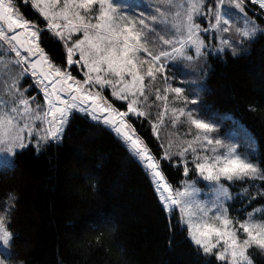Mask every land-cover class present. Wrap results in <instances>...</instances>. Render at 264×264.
<instances>
[{
    "label": "snow or ice",
    "instance_id": "obj_1",
    "mask_svg": "<svg viewBox=\"0 0 264 264\" xmlns=\"http://www.w3.org/2000/svg\"><path fill=\"white\" fill-rule=\"evenodd\" d=\"M24 3L43 27L21 13L17 0H0V155L14 159L30 146L39 153L62 142L80 113L121 139L149 176L170 225L185 232L206 264H254L250 250L264 251V205L252 207L264 200V158L247 133L240 143L223 138L217 123L202 118L198 99L189 98L199 93L181 86L196 82L177 83L168 72L213 53L236 55L264 35V0ZM45 32L62 44L60 62L42 46ZM32 88L42 100L29 95ZM133 119L149 122L159 155ZM168 125L176 131L161 140ZM162 162L182 170V179L170 182ZM238 184L245 187L234 192ZM17 199L9 193L0 203V264H23L12 254Z\"/></svg>",
    "mask_w": 264,
    "mask_h": 264
},
{
    "label": "trees",
    "instance_id": "obj_2",
    "mask_svg": "<svg viewBox=\"0 0 264 264\" xmlns=\"http://www.w3.org/2000/svg\"><path fill=\"white\" fill-rule=\"evenodd\" d=\"M17 6L44 26L30 3L17 0ZM244 45L246 50L236 55L226 50L208 56L199 108L202 115L236 118L264 158V35ZM42 46L60 62L62 44L47 32ZM29 95L41 99L36 88ZM105 95L111 98L109 91ZM132 123L159 155L160 140L149 122L133 119ZM170 130L169 125L161 130V140ZM10 162L14 170L0 169V203L9 193L18 197L11 224L16 234L14 262L206 264L208 258L197 252L185 232L170 225L145 169L106 126L75 113L62 142H53L39 153L30 146ZM162 168L170 182L182 179V170L167 162ZM257 205H264V200L258 198L252 207ZM254 258L256 264H264L259 254Z\"/></svg>",
    "mask_w": 264,
    "mask_h": 264
},
{
    "label": "rangeland",
    "instance_id": "obj_3",
    "mask_svg": "<svg viewBox=\"0 0 264 264\" xmlns=\"http://www.w3.org/2000/svg\"><path fill=\"white\" fill-rule=\"evenodd\" d=\"M212 43H217V41L213 40ZM246 50V46H243V50ZM230 51V50H228ZM231 52V51H230ZM239 53V52H238ZM211 55H217L216 53H213ZM208 58V57H207ZM207 64V60L205 61L204 59H201L199 61H195V62H183L182 64H179L175 67L170 66L169 68V76L170 77H175V80L177 83H179L180 81H195V84H184L181 86H185L187 91L189 93H191L193 90H195L196 92L199 93L198 96H191L190 95V99L195 98L198 99V105L196 106L199 109V102L201 99V95H202V87H203V81H204V77L206 75L208 66ZM110 92V91H109ZM42 100V97H41ZM190 107H192L190 105ZM202 118L206 119V120H211L215 123H217L220 132H221V136L223 138H227V139H232L233 137H235V141L237 143H240L244 136L245 133L250 134V132L245 129L244 127L241 126V124L237 121L236 118H234L232 115L230 114H224L222 116H216V115H202ZM170 126V125H169ZM171 133H174L176 130L173 129L171 127ZM185 131L184 128H180L179 132L183 133ZM252 136V135H251ZM34 148V147H33ZM12 160V158H6L5 155H0V169L4 168L7 166L8 162H10ZM245 187V185H237L233 191H237L240 188ZM261 205H257L254 207H260ZM240 205H236L235 208H239ZM251 211V209L249 210ZM259 252L260 254H262V258H264V251L258 250V249H253L250 250V256L254 262V264H256L254 255H257L255 252ZM0 252H2V249H0Z\"/></svg>",
    "mask_w": 264,
    "mask_h": 264
}]
</instances>
